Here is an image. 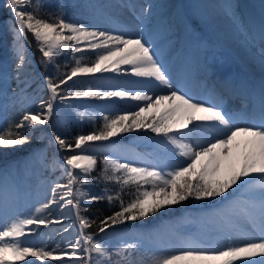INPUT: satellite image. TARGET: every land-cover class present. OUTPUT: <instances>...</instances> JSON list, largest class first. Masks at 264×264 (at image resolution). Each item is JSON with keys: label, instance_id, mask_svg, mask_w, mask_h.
I'll return each mask as SVG.
<instances>
[{"label": "snow or ice", "instance_id": "1", "mask_svg": "<svg viewBox=\"0 0 264 264\" xmlns=\"http://www.w3.org/2000/svg\"><path fill=\"white\" fill-rule=\"evenodd\" d=\"M4 7L14 18L10 25L13 63L10 72L0 71L4 85L0 87V111L18 110L20 115L0 126V152L30 144L38 126L50 124L61 107H76L66 103L69 100L133 104L101 117L77 113L81 122L87 119L95 124L87 134L69 138L51 131L48 144L58 149L62 162L44 163L43 150L35 149L24 167L39 161L45 168L59 170L60 176L49 182L50 195L37 201L39 206L27 215L17 210L21 193L15 177L21 163L0 168V264H65L64 257L71 264H264V80L258 88L224 80L217 86L219 102L196 100L188 90L185 72L178 71L174 83L166 56L145 27L133 35L122 24L109 31L70 20L63 0L53 6L45 0H5ZM74 7L81 15L95 17L106 6L80 0ZM109 7L130 9L141 22L151 16L150 8L139 5L137 17L138 6L125 0ZM226 15L233 23L256 30L264 66V17L259 21L244 17L231 5ZM32 41L39 53V72L27 55ZM60 57L65 58L63 67L69 71H60ZM107 72H123L137 79L114 83L97 76ZM13 80L15 87L10 85ZM29 81L43 94L28 95ZM77 83L89 86L78 89ZM230 94H238L241 101L234 111L223 106L224 97ZM142 130L159 138L152 143L159 145L162 154L158 152L154 160L122 162L104 155L99 161L98 154L89 151L93 142ZM100 186L102 190L94 193L92 189ZM105 200L110 215L92 219L86 214L91 203ZM189 200L209 208L217 200L227 201L210 213L222 226L209 238L208 247L185 241L179 249L152 250L145 247L142 236L132 242L120 236L115 244L99 238ZM65 209L74 210L75 221L60 231L74 232V241L29 239L39 234L33 226L62 224Z\"/></svg>", "mask_w": 264, "mask_h": 264}, {"label": "rangeland", "instance_id": "2", "mask_svg": "<svg viewBox=\"0 0 264 264\" xmlns=\"http://www.w3.org/2000/svg\"><path fill=\"white\" fill-rule=\"evenodd\" d=\"M200 0H176L177 8L179 12L181 13V17L185 20L186 24L185 27L182 29V35L184 36L187 33V37L189 38V42L193 43L194 41L197 43L199 40H204V34L203 29L206 26V21L204 20L205 17H203L204 10L202 6H200L199 3ZM213 2H218L219 0H212ZM58 2V0H45L46 5L53 6ZM80 0H63L64 5L67 8L68 18L70 20L74 21H83L89 24H92L97 27L100 21L104 20L106 18V15H104L101 11V14H97L95 17L87 16V15H81L80 10L75 8L74 5L76 3H79ZM106 2L108 0H92V3L102 4L106 5ZM237 2V0H236ZM5 0H0V32H2L3 40L0 44V71L7 70L11 71L12 67V33L10 31V25L14 23V18L11 17V13L9 10L4 7ZM248 4L245 9L240 8V14H242V11H245V17H255V13H257V7L254 6L253 3L248 2L243 3ZM262 5V4H261ZM107 6V5H106ZM253 6V8H251ZM257 8V9H256ZM106 9V7H105ZM104 10V9H103ZM253 11H255L253 13ZM128 15V13H126ZM251 15V16H250ZM232 21V20H230ZM204 23V24H203ZM204 25V26H203ZM126 26V25H125ZM245 27V26H244ZM246 28V27H245ZM128 29H131L128 27ZM245 32L240 31L241 36H246V32L249 34L248 29H243ZM197 31V32H196ZM199 33V34H198ZM251 34V33H250ZM249 34V35H250ZM196 35V36H195ZM193 37V38H192ZM254 36L251 37V40L249 44H251L250 48L253 52H259L258 48V40H253ZM192 38V39H191ZM211 43L207 47L210 49L212 48V39ZM29 40H32L31 34H29ZM210 45V46H209ZM164 53V51H163ZM260 53V52H259ZM166 54V52H165ZM258 54V53H257ZM27 55L30 57L31 62L33 63L35 69L37 72L42 71L40 68V65L34 56H39V53L36 51V45L35 41H32V46L27 50ZM224 54L221 56L222 62H228L227 58H223ZM70 59V57H69ZM59 63L61 65V72H66L70 70L69 68L63 67L65 63V58L60 57ZM121 74V73H120ZM224 75V74H223ZM98 77H101L104 80H111L112 82H116V79L113 75H109L108 73L103 74H97ZM83 81H88L91 78L90 77H81L80 78ZM236 79V77H235ZM123 80V78H122ZM207 80V79H206ZM126 81V80H124ZM205 84L207 81L204 82ZM237 83V81H236ZM11 87H15L16 83L15 81L10 82ZM30 87L27 89L28 95H42L43 93L39 92V89L37 87V84L33 83L32 81H29ZM3 83L0 82V87H3ZM71 86V82L70 85ZM77 88H87L89 85L88 83H84L83 85L77 83ZM11 87L9 88V91H11ZM194 88V87H193ZM191 88V91L195 93L196 95H202V89L198 88L193 89ZM204 95L209 99L215 101H219V98H216L217 96L213 93ZM226 97H224V103ZM218 99V100H217ZM240 101V100H239ZM38 103V101H37ZM66 103L75 105L74 108H63L61 107L59 115L52 121L50 124L46 126H38L40 130L33 133L32 142L30 145H26L25 151L20 155L18 158L13 159L11 162L6 164L5 166L1 165L0 168H4L9 164H14V162H20L21 163V170L18 176L15 177V182L20 188L21 198L18 202V211L22 214L27 215L29 212H32L35 210V207L39 206L37 201L43 200L47 195H50V181L56 180L60 176L59 170L52 169V168H45L43 164H41L39 161L36 162H30L27 164V168L24 167V163L29 160L30 153L33 152L35 149H42L44 152V156L41 157V159L44 161V163L51 164L53 159L60 160L62 162V155L58 154V149L53 147L52 145L48 144V139L51 131L56 130L58 131L62 136L66 137H73L76 134H87L88 132L92 131L95 127V124L93 122H89V120L85 119L83 122H81L78 119L77 113L79 112H86L89 115H95L96 117H101L104 114H107L109 110H120V109H126L132 106L133 102L131 101H120V100H113V101H103V100H95V99H73L69 100ZM241 101L234 107V110L239 108ZM31 110L35 111V105L31 106ZM20 112L18 110L13 111L9 110L7 113L0 111V126H2L6 120L13 119L17 120L19 118ZM97 123H102V120H98ZM54 126V127H53ZM144 131V130H142ZM151 137L152 135L144 134L143 137L140 135L134 136L132 133H124L121 136H118V140L115 141H108V142H98L99 145H97L94 150L95 153L98 154V160L102 161L104 158V155H108L110 158H114L115 156L112 154L111 148H122L123 152L126 154H133L140 156L137 160L141 159H150L154 160L156 157V154L160 152L162 154V149H160L159 145H136L130 144L129 140L132 138L134 139H141L146 140V137ZM116 138V137H115ZM113 138V139H115ZM120 138V139H119ZM128 143V144H127ZM140 148H139V147ZM116 151L115 153H117ZM129 152V153H128ZM119 153H117L116 156H118ZM113 155V156H112ZM121 155V154H119ZM123 162V161H122ZM99 170H97L98 173ZM96 174V173H94ZM3 182V178L0 177V183ZM60 182H66L61 180ZM47 189V191H46ZM87 187H85V191H87ZM94 193H99L102 190V186L100 187H94L93 189ZM128 197L126 196L125 199ZM231 199V197H229ZM227 203V201H220L217 200L216 203L212 206H216V204L223 205ZM92 206H96L95 210H93ZM90 212L86 213L89 215L90 218L94 219L97 216L102 215H110L111 209L109 208L107 201L102 202H93L89 205ZM209 207L202 205L200 202H191V200L183 202L181 205L172 206L170 209L162 211V213H158L153 217H148L144 221H137L135 222L134 226H120L115 229V232H109L107 236H104V234H101L99 238L106 240L108 243L115 244L118 241V238L120 236H125L129 238L130 242L136 237V236H142L143 242L146 248L157 250V249H167V250H175L182 248L184 245H182L181 240L180 241H174L175 244H169L171 242H168L167 236L165 231L168 228H174L176 231H181L184 234H188L193 236L196 234L198 239L202 241V246L208 247L209 244L207 241L210 237L215 236V230L213 229L215 226L216 229L220 228L221 222L217 219L215 220L214 224L209 220ZM55 213L57 216L60 213V209H55ZM70 214L72 218L75 217L74 210H70ZM70 219L66 221L64 224H61L59 228L53 227L54 224H49L47 226H33L37 228L38 235L31 236L29 239L34 241H55L60 242L62 239L65 241H74L75 240V233L70 231L67 233L66 238H62L64 234L60 233V228H63L69 224H72L74 221L73 219ZM219 223V224H218ZM218 224V225H217ZM176 228V229H175ZM58 231V234L56 233ZM78 231V227H77ZM187 232V233H186ZM60 233V234H59ZM163 234V235H162ZM191 238V237H188ZM156 239V240H155ZM158 242V243H157ZM179 244V245H178ZM54 246V244H52ZM68 258V257H64ZM34 259V258H30ZM65 264H71V260L68 258L66 261L64 260ZM36 264H41L40 261H36ZM46 264H61L59 261H47Z\"/></svg>", "mask_w": 264, "mask_h": 264}, {"label": "bare ground", "instance_id": "3", "mask_svg": "<svg viewBox=\"0 0 264 264\" xmlns=\"http://www.w3.org/2000/svg\"><path fill=\"white\" fill-rule=\"evenodd\" d=\"M125 2L136 4L138 6L136 9L137 17L140 12L139 5L150 8L151 16L141 22L140 19L133 18L130 9L109 7L111 5L121 3V0H108V2H106L107 6L105 5L106 9L104 8V10H101L102 13H107L106 18L100 21L97 27L113 31L118 30V26L122 24L131 28L129 31L133 35L139 34L140 28L145 27L153 34V38L157 43L158 49L162 50V52L164 51L163 54L166 56V66L169 67L174 83L177 72H185L188 77V90L196 100H211V98L208 99L204 93H214L217 96L216 98H219L217 86L224 80L234 82L237 81V83L243 82L251 88H258L261 81L264 80V66L261 64L259 53L260 45H258L259 52H253L250 48L251 44H249L252 36H255V39H253L255 41L259 39L258 33L255 29H251L249 31V34L251 33L250 35L246 32V36L245 34L244 36H241L240 31L245 32L243 29H248V26L233 23V21H230L231 19H229L228 15H226L229 5L234 7L237 12L241 13L239 11L240 8L245 9L248 4L243 3H247L248 0H237V2L236 0H219L218 2H213L212 0H200L199 3L204 10L203 17H205L204 20L206 21V26L204 27L205 29H203L205 39L199 40L198 43L197 40L196 42L194 41L193 43H190L187 33L184 36L182 35V29L185 27L186 22L181 17V13L177 8L176 0H125ZM249 2L253 3L254 6L258 8H256L258 12L255 13L254 19L259 21L262 17H264V0H249ZM251 8H253V6ZM242 12V15L245 17V11ZM254 12L255 11H253V13ZM126 13H128V15ZM252 17L253 16H251V18ZM209 38L213 40V46L210 49L207 47L208 42L209 44L211 43ZM223 54L224 57L228 59V62H222L223 59H221V56ZM109 75H113L116 82L137 79L136 77H132L130 74L125 75L123 72H121V74L109 72ZM205 81H207L206 84L204 83ZM191 88L196 90L198 88L202 89V95H196V92L193 93ZM225 97V100H227L224 107L229 111H232L240 102L238 94H230ZM211 101L214 103L217 102L215 99ZM132 134H134V136L140 135L142 137L144 134L152 135L151 137L147 136L146 140L131 138L129 142L134 146H141V144H150L155 146V144L152 143V140L159 139L158 137H155L154 134L147 132L146 130ZM116 139L118 140L116 137L112 141H115ZM99 143L93 142L89 146V151L94 152ZM111 151L115 156L114 158H119L121 161L126 159L136 161V159L140 157L138 154L133 155L129 152V154H125L123 149L118 147H112ZM116 151H118L117 153L121 155L118 154V156H116ZM220 207L221 205L216 204L213 208H208V210L210 209L209 220L212 224H214L217 219L212 218L210 213L215 212ZM71 218L70 209H65L62 224ZM72 219L75 221V217ZM60 225L61 224H54L52 226L59 228ZM216 228V226L213 228L215 230V235L217 234ZM165 231H167L165 236L168 237V242H171L169 244L176 245L174 241L181 240L182 245H184L185 241H194L201 243L202 245V241L198 239L196 234L193 236H191V234L186 235L180 232L181 229L180 231H176L173 227L168 228ZM56 233L58 234V231ZM60 233L64 234L62 238H66L68 236L67 233L62 231H60ZM66 259L68 258H63L65 261Z\"/></svg>", "mask_w": 264, "mask_h": 264}, {"label": "trees", "instance_id": "4", "mask_svg": "<svg viewBox=\"0 0 264 264\" xmlns=\"http://www.w3.org/2000/svg\"><path fill=\"white\" fill-rule=\"evenodd\" d=\"M3 36V34H2V32H0V44H1V42H2V40H3V38L4 37H2ZM0 51H1V48H0ZM34 57H36V59L38 58V56L36 55V56H34ZM37 61H38V59H37ZM69 71V70H68ZM4 125V124H3ZM2 125V126H3ZM28 145H30V144H27V146ZM26 145L25 146H23L22 148H19V149H15V150H11V149H9V150H4V151H2V152H0V166L1 165H3V166H5L6 164H8L9 162H11L13 159H16V158H18L20 155H22V153L25 151V148L24 147H27ZM100 168H102V164L98 167V169L97 170H100ZM197 202V201H195V200H191V202ZM201 203V202H200ZM93 207V210H95L96 208V206L94 207V206H92ZM93 229H89V231H92Z\"/></svg>", "mask_w": 264, "mask_h": 264}]
</instances>
